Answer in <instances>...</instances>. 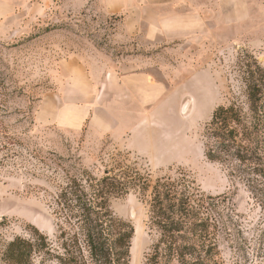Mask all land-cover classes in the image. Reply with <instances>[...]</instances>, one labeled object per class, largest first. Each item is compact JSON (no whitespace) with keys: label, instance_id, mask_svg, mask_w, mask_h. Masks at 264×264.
Here are the masks:
<instances>
[{"label":"rangeland","instance_id":"obj_1","mask_svg":"<svg viewBox=\"0 0 264 264\" xmlns=\"http://www.w3.org/2000/svg\"><path fill=\"white\" fill-rule=\"evenodd\" d=\"M263 71L264 0H0V264L36 231L46 259L62 255V188L125 170L139 187L110 208L134 229L131 264H264V109L251 98ZM231 105L251 139L209 161L208 126ZM181 172L213 226L177 235L171 262L150 202Z\"/></svg>","mask_w":264,"mask_h":264},{"label":"trees","instance_id":"obj_2","mask_svg":"<svg viewBox=\"0 0 264 264\" xmlns=\"http://www.w3.org/2000/svg\"><path fill=\"white\" fill-rule=\"evenodd\" d=\"M260 83V90L253 91L251 95L252 108L256 113L264 109V100L259 106L256 96L264 94V80ZM244 120L245 115L236 105L221 106L215 110L208 128L217 127L209 135L219 144L215 146L216 151L207 146L206 157L209 161L221 162L227 153L240 152L242 148L237 146L236 140L240 138L241 142L248 141L252 135L241 128L247 124ZM241 161L248 159L241 157ZM127 173L125 170L101 179L84 175L85 183L70 179L56 199L58 209L55 215L62 220L59 238L63 254L55 259H46L44 256L53 257L48 238L36 231L33 241L17 238L9 243L5 251L6 261L9 264H36V257H41L37 264H131L134 229L129 223L117 218L110 208L111 198L128 193L134 184L139 187L138 180ZM180 175L182 179H158L152 187L150 202L151 225L157 227L164 238L171 240L159 244V247L168 244L174 252L171 262L179 261L176 239L183 231L193 229L197 221H201L200 227L211 223L204 229L207 231L213 226L211 216L202 219L204 214H200L197 194L203 193L196 182L184 172ZM148 179L140 183L142 192H148L151 187ZM63 223L67 227H63Z\"/></svg>","mask_w":264,"mask_h":264},{"label":"crops","instance_id":"obj_3","mask_svg":"<svg viewBox=\"0 0 264 264\" xmlns=\"http://www.w3.org/2000/svg\"><path fill=\"white\" fill-rule=\"evenodd\" d=\"M139 129H140V127H136V128H134V129H133V133H134L135 130H139ZM133 137H134V135H133ZM137 140H138L139 142H140V141H141V142L143 141L141 138H139V139L137 138Z\"/></svg>","mask_w":264,"mask_h":264}]
</instances>
